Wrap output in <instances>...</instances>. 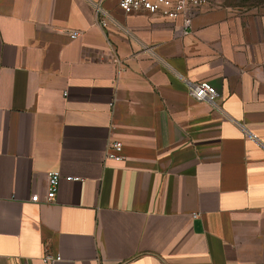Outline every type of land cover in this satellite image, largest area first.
I'll use <instances>...</instances> for the list:
<instances>
[{
	"label": "crops",
	"instance_id": "1",
	"mask_svg": "<svg viewBox=\"0 0 264 264\" xmlns=\"http://www.w3.org/2000/svg\"><path fill=\"white\" fill-rule=\"evenodd\" d=\"M118 2L0 0V264H264V10Z\"/></svg>",
	"mask_w": 264,
	"mask_h": 264
},
{
	"label": "built area",
	"instance_id": "2",
	"mask_svg": "<svg viewBox=\"0 0 264 264\" xmlns=\"http://www.w3.org/2000/svg\"><path fill=\"white\" fill-rule=\"evenodd\" d=\"M215 0H119L118 6L124 13L133 12H147L153 15L162 16L171 20H182V33L190 31V16L195 10H199L204 7H208ZM96 12H98L96 10ZM103 26L106 24V20L99 21ZM70 38L74 39L78 36V31L72 30L69 32ZM189 95L198 100L206 101L213 106H217L216 102L219 97V93L216 88L208 81H201L190 83L188 86ZM250 137L256 138L255 135L248 133ZM123 145L118 140H110L107 144L105 159L113 161H121L123 159L122 154ZM68 179H76V177L68 176ZM60 179V173L58 170H51L46 175L47 188L43 198H40L38 194H33L31 200L34 202L44 201L52 202L55 199L56 191ZM42 260L45 263H52L59 259L58 255H53L47 251H44ZM13 264H21L19 259H15Z\"/></svg>",
	"mask_w": 264,
	"mask_h": 264
},
{
	"label": "rangeland",
	"instance_id": "3",
	"mask_svg": "<svg viewBox=\"0 0 264 264\" xmlns=\"http://www.w3.org/2000/svg\"><path fill=\"white\" fill-rule=\"evenodd\" d=\"M232 2L248 10H264V0H232Z\"/></svg>",
	"mask_w": 264,
	"mask_h": 264
}]
</instances>
